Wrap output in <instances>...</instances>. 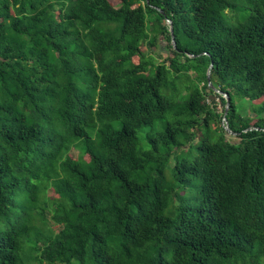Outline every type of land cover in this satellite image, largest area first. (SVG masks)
<instances>
[{
  "label": "trees",
  "instance_id": "obj_1",
  "mask_svg": "<svg viewBox=\"0 0 264 264\" xmlns=\"http://www.w3.org/2000/svg\"><path fill=\"white\" fill-rule=\"evenodd\" d=\"M116 1L0 0V264H264V0Z\"/></svg>",
  "mask_w": 264,
  "mask_h": 264
},
{
  "label": "rangeland",
  "instance_id": "obj_2",
  "mask_svg": "<svg viewBox=\"0 0 264 264\" xmlns=\"http://www.w3.org/2000/svg\"><path fill=\"white\" fill-rule=\"evenodd\" d=\"M111 2H112L113 4H116V3H117L116 0H111ZM160 45L164 47L163 49H165V46L167 45V43H166V41H164V40H160ZM143 51L147 53V47H143ZM159 54L162 55L163 57H166V55H165L163 52H161V51H157V52L152 53L153 57L156 58L157 63L160 62V58H159V56H158ZM216 102H217V109H218V111H219V112H222V110H223V105L220 103L219 100H217ZM263 102H264V99H263V100H259V101H257V102L254 103V106L256 107V105H260V104H262ZM243 105H244V107H245L248 111L251 110V108H250V106H249V104H248L247 101H246V102H243ZM227 137H228V136H227ZM80 155H81V153H80V151L77 150V149H73V150L71 151V156H72L73 158H75V159H77ZM85 159H87V157H85ZM50 193H51V192H50ZM50 227H51L52 230L55 231V232H58V231H59V228H57L56 226H54V225L52 224L51 221H50Z\"/></svg>",
  "mask_w": 264,
  "mask_h": 264
},
{
  "label": "water",
  "instance_id": "obj_3",
  "mask_svg": "<svg viewBox=\"0 0 264 264\" xmlns=\"http://www.w3.org/2000/svg\"><path fill=\"white\" fill-rule=\"evenodd\" d=\"M147 3L149 4V0H147ZM160 11V10H159ZM167 24L169 25V31H170V34H171V37H172V44L174 45V47H176V44H175V37H174V30H173V24H172V22L170 21V20H167ZM212 67V66H211ZM211 67H210V69L208 70V72H207V81H208V86L213 90V91H215L216 93H219V94H222V92H220L218 89H216V88H214V86L211 84ZM226 96V95H225ZM228 101H229V99H228ZM226 114V113H225ZM223 122H224V128H225V130L229 133V134H231V135H236L234 132H232L231 130H230V128H229V126H228V123H227V121H226V118H224V120H223Z\"/></svg>",
  "mask_w": 264,
  "mask_h": 264
}]
</instances>
